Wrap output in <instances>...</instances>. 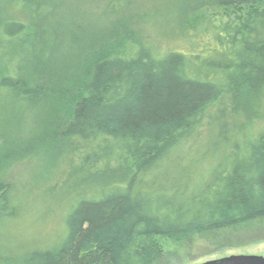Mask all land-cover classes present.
I'll return each mask as SVG.
<instances>
[{"label":"trees","instance_id":"obj_1","mask_svg":"<svg viewBox=\"0 0 264 264\" xmlns=\"http://www.w3.org/2000/svg\"><path fill=\"white\" fill-rule=\"evenodd\" d=\"M66 2L0 6V94L18 106L0 116V264H164L162 237L190 255L264 234V0H119L63 24ZM178 24L185 46L161 54L134 30ZM38 152L67 166L43 244L4 176Z\"/></svg>","mask_w":264,"mask_h":264},{"label":"rangeland","instance_id":"obj_2","mask_svg":"<svg viewBox=\"0 0 264 264\" xmlns=\"http://www.w3.org/2000/svg\"><path fill=\"white\" fill-rule=\"evenodd\" d=\"M7 1L8 4L11 3V0H0V6L6 5ZM66 1L68 15L63 20V24L68 21L67 19L71 18V14L74 12L79 15V21H83L91 16H98L100 12L110 11L119 4V0ZM135 1L136 3H142L146 0ZM151 1L154 2L155 0ZM161 26H138L134 30L157 54L169 49L181 50L185 46V37L189 33L187 27L184 25L180 26V24L174 27ZM20 46V44H16V48ZM10 50L14 51V48L11 47L8 50V53L12 54ZM10 60L11 56L7 60L8 65ZM17 109L18 106L11 104L8 97L0 94V116L5 115L9 119L16 118L18 120V117H15L17 116ZM19 119L21 132L31 129L34 125V119L31 114L22 115ZM0 120H3V118H0ZM51 156L49 158L46 153L38 152L32 157L15 164L4 174L7 181L15 185L20 194L25 193L27 195L26 204L28 207L24 208L25 216L21 220L20 230L23 231L25 236H33L41 244L59 233L63 225L62 210L44 200L51 197V187L55 188L58 186L67 168L64 163L65 156L63 152L57 153L56 157ZM30 210L35 211V214L30 212ZM29 213L30 216L28 215ZM158 242L166 256L164 264H195L233 254H256L264 257V234L260 232H256L253 235L249 234L242 241L236 240V243L229 244L225 242L216 248H212V244H209L208 249L202 251L194 250L190 255L184 251L181 244L168 238H159Z\"/></svg>","mask_w":264,"mask_h":264},{"label":"water","instance_id":"obj_3","mask_svg":"<svg viewBox=\"0 0 264 264\" xmlns=\"http://www.w3.org/2000/svg\"><path fill=\"white\" fill-rule=\"evenodd\" d=\"M195 264H264V257L256 254H233Z\"/></svg>","mask_w":264,"mask_h":264}]
</instances>
